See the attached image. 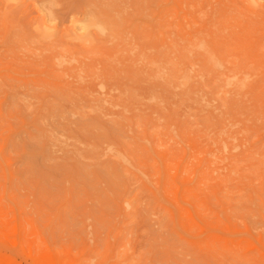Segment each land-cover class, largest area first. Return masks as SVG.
Masks as SVG:
<instances>
[{"label": "rangeland", "instance_id": "1", "mask_svg": "<svg viewBox=\"0 0 264 264\" xmlns=\"http://www.w3.org/2000/svg\"><path fill=\"white\" fill-rule=\"evenodd\" d=\"M0 264H264V0H0Z\"/></svg>", "mask_w": 264, "mask_h": 264}, {"label": "bare ground", "instance_id": "2", "mask_svg": "<svg viewBox=\"0 0 264 264\" xmlns=\"http://www.w3.org/2000/svg\"><path fill=\"white\" fill-rule=\"evenodd\" d=\"M242 81V80H241ZM239 86V85H238Z\"/></svg>", "mask_w": 264, "mask_h": 264}]
</instances>
